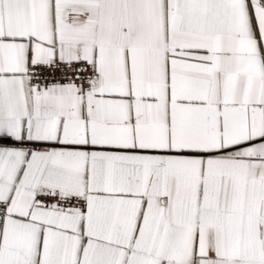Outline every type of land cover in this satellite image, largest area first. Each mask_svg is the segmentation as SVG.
Wrapping results in <instances>:
<instances>
[{
	"label": "snow or ice",
	"instance_id": "snow-or-ice-1",
	"mask_svg": "<svg viewBox=\"0 0 264 264\" xmlns=\"http://www.w3.org/2000/svg\"><path fill=\"white\" fill-rule=\"evenodd\" d=\"M0 264H264V0H0Z\"/></svg>",
	"mask_w": 264,
	"mask_h": 264
}]
</instances>
